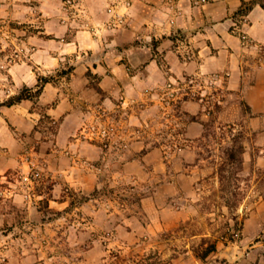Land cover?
<instances>
[{"label":"rangeland","instance_id":"obj_1","mask_svg":"<svg viewBox=\"0 0 264 264\" xmlns=\"http://www.w3.org/2000/svg\"><path fill=\"white\" fill-rule=\"evenodd\" d=\"M57 2L60 5H56L55 23L72 29L65 36L48 34L41 18L30 17L22 22L0 19V111L28 100L30 109L41 115L30 134H21L14 164L0 173V218L4 216L2 226L6 229L0 233V264L8 260L11 248L28 256L24 264H30V258L34 261V255L37 264H176V258L188 251L194 254V248L205 249L217 239L238 240L244 218L264 196V167L244 163L245 158L253 161L264 155V132L250 131L247 118L236 123L220 122L211 103L207 107L211 113L205 122V138L196 144L198 158L202 159L198 167L183 165L177 159L182 154L175 144L171 149L159 150L156 156L125 165L119 156L126 151L124 141L138 136L150 137L149 145L163 138L173 141L176 122L169 113L164 117L159 107L150 114L153 129L130 121L125 123L127 127H120L111 114L106 121L98 119L100 113L111 111L115 105L107 99L104 103L108 92L100 86L102 75L82 65L102 60L84 46L69 43L76 40L78 26L73 20L81 12L78 0ZM48 38H54V60L43 68L33 60L32 53L41 49ZM258 48L263 61L264 46ZM38 58L45 59L46 55ZM21 92L33 96L2 105ZM44 95L49 102L42 99ZM63 101L77 112L67 121L72 133L66 146H62L59 135L63 133L62 117L48 114ZM135 105L140 109L141 100ZM160 127L171 134L162 137V131L156 130ZM103 129L107 130L105 135ZM70 142L75 143L71 148ZM95 145L102 157L95 155ZM231 150L236 152L233 162L228 161ZM9 152L8 146L0 145V157ZM142 153L134 155L140 158ZM222 168L223 177L219 173ZM192 171L196 176L201 174L194 184L199 196L194 201L185 200L197 212L172 226L158 224L150 230L153 214L144 208V200L179 209L186 203L185 190L188 193L193 189L191 182L183 178L184 187L179 193L178 175ZM88 181L95 184L86 189L82 182ZM39 193L44 196L36 195ZM53 197L66 202L50 207ZM236 260L215 252L199 264H236Z\"/></svg>","mask_w":264,"mask_h":264},{"label":"crops","instance_id":"obj_2","mask_svg":"<svg viewBox=\"0 0 264 264\" xmlns=\"http://www.w3.org/2000/svg\"><path fill=\"white\" fill-rule=\"evenodd\" d=\"M56 5H60L57 0H0V19L22 22L30 17L41 18L48 34L65 36L72 29L67 25L57 26ZM77 8L81 12L78 19L73 20L78 26L76 40L69 43L84 46L86 51L88 49L95 58L102 60L82 66L91 67L102 75L100 86L108 92L104 103L110 101L115 105L111 111L100 113L98 119L106 121L112 117L120 127H127L125 123L130 121L143 127L147 124L153 129L149 124L150 114L159 107V111L163 108L160 112L164 117L169 113L176 122L173 141L163 138L158 144L149 145L150 137L145 136L124 141L122 145L126 151L119 156L125 165L156 156L159 150L171 149L175 144L182 154L177 159L188 167H198L202 159L198 158L196 144L205 138V122L211 113L207 107L211 103L220 122L236 123L240 118H247L250 131L264 132V60H260L258 48L264 46V0H205L199 3L196 0H78ZM94 26L100 29L101 35L95 33ZM244 34L251 41L249 45L242 40ZM51 40L54 38H48L41 49L32 53L33 60L40 62L43 68L53 64ZM44 55L45 59L38 58ZM44 97L42 99L49 102L50 99ZM140 100L141 108L135 109V103ZM30 107L31 102L26 100L20 105L2 107L0 111V145L10 150L8 155L0 157V173L14 164L21 134H30L38 123L41 115ZM76 113L66 101L48 111L53 117L63 119V133L59 134L62 146L70 141L72 132L67 121ZM156 130L162 131V137L171 134L165 128ZM73 144L70 142L69 148ZM82 146L86 152L90 151V147ZM93 147L98 148L97 145ZM135 152L143 156L136 158ZM95 155L102 157L103 153L98 148ZM251 162L264 167V155H258L253 161L245 158L246 165ZM183 178L191 182L193 189L188 193L185 190L184 200H196L199 192L194 184L201 179V174L180 173L176 184L179 193L184 187ZM82 184L88 189L95 182ZM260 197L242 222L241 237L231 242L215 240L216 250L210 254L236 257L239 260L234 261L236 264H264V196ZM64 202L66 200L58 201L53 197L50 207ZM185 202L179 209L172 210L144 200V208L153 214L150 230L158 228V224L159 227L172 226L192 217L197 210L193 204ZM3 217L0 218V233L6 232L2 226ZM11 249L5 264L26 263L28 256ZM195 249L194 254L188 251L174 262L199 264L202 259ZM34 258V261L30 258V264H37L38 258L35 255Z\"/></svg>","mask_w":264,"mask_h":264},{"label":"trees","instance_id":"obj_3","mask_svg":"<svg viewBox=\"0 0 264 264\" xmlns=\"http://www.w3.org/2000/svg\"><path fill=\"white\" fill-rule=\"evenodd\" d=\"M33 95L32 94H25L23 92L19 93L18 95L10 97L8 100L2 103V105H12L15 103H19L23 100L31 98ZM236 158V152L234 150H231L228 153V161L233 162ZM224 168L220 170V176L223 177L225 176L223 174ZM216 250V244L215 242H211L205 249L199 250L198 248L195 249L196 255L201 258L203 261L208 257V255Z\"/></svg>","mask_w":264,"mask_h":264},{"label":"built area","instance_id":"obj_4","mask_svg":"<svg viewBox=\"0 0 264 264\" xmlns=\"http://www.w3.org/2000/svg\"><path fill=\"white\" fill-rule=\"evenodd\" d=\"M69 2H72V0H68ZM205 0H196V3H199V2H203ZM242 40L245 44L249 45L251 43V41L248 39V37L244 34L242 35ZM171 95H173V93H171ZM103 134L105 135L107 133V130L106 129H103Z\"/></svg>","mask_w":264,"mask_h":264}]
</instances>
